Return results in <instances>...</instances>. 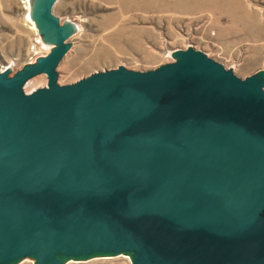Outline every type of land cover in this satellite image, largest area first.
Segmentation results:
<instances>
[{
  "label": "water",
  "instance_id": "water-1",
  "mask_svg": "<svg viewBox=\"0 0 264 264\" xmlns=\"http://www.w3.org/2000/svg\"><path fill=\"white\" fill-rule=\"evenodd\" d=\"M54 1L31 12L51 50L0 68V264H264V70L190 46L60 84L75 26Z\"/></svg>",
  "mask_w": 264,
  "mask_h": 264
},
{
  "label": "rangeland",
  "instance_id": "rangeland-1",
  "mask_svg": "<svg viewBox=\"0 0 264 264\" xmlns=\"http://www.w3.org/2000/svg\"><path fill=\"white\" fill-rule=\"evenodd\" d=\"M0 0V68L10 75L34 62L35 30L48 53L54 46L27 18L32 0ZM238 8V9H237ZM51 12L75 28L56 66L57 81L71 83L96 70L122 65L148 70L173 62L171 53L194 46L240 76L264 70V0H55ZM47 84L38 73L23 86ZM16 264H34L24 258ZM63 264H131L127 254L68 259Z\"/></svg>",
  "mask_w": 264,
  "mask_h": 264
},
{
  "label": "built area",
  "instance_id": "built-area-1",
  "mask_svg": "<svg viewBox=\"0 0 264 264\" xmlns=\"http://www.w3.org/2000/svg\"><path fill=\"white\" fill-rule=\"evenodd\" d=\"M21 1L24 2L23 0ZM44 49L45 46L42 42V38L34 28V33L32 34V41L29 45V50L32 52V54L36 56V55H43L45 51Z\"/></svg>",
  "mask_w": 264,
  "mask_h": 264
},
{
  "label": "bare ground",
  "instance_id": "bare-ground-1",
  "mask_svg": "<svg viewBox=\"0 0 264 264\" xmlns=\"http://www.w3.org/2000/svg\"><path fill=\"white\" fill-rule=\"evenodd\" d=\"M29 10H28V15H27V18L28 19H30L31 21H32V24L34 23L35 24V22L33 21L34 19L31 17V12H32V5H31V7H29L28 8ZM238 9V8H237ZM34 24L33 25H31L32 27H34Z\"/></svg>",
  "mask_w": 264,
  "mask_h": 264
}]
</instances>
